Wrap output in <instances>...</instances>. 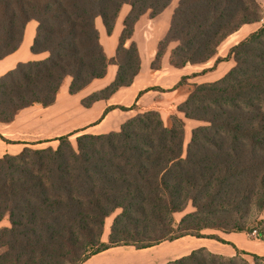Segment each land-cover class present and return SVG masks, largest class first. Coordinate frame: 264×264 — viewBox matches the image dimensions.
Returning <instances> with one entry per match:
<instances>
[{
	"label": "trees",
	"instance_id": "16d2710c",
	"mask_svg": "<svg viewBox=\"0 0 264 264\" xmlns=\"http://www.w3.org/2000/svg\"><path fill=\"white\" fill-rule=\"evenodd\" d=\"M171 1L0 0V60L20 46L29 21L37 24L30 52L46 54L0 76V123L28 107L51 106L66 78L68 94L79 93L111 64L113 80L81 105L130 86L140 68L131 41L135 23L146 14L154 18ZM123 5L129 9L108 58L95 19L110 35ZM263 13L260 0H178L151 69L161 67L171 43V67L206 64L228 36ZM230 58L233 65L220 79L196 84L182 76L174 86H188L177 112L201 123L184 154V120L173 113L165 124L148 109L115 132L78 129L52 139L54 146L34 147L51 140L40 141L1 156L0 222L8 226L0 227V264H81L112 247L145 249L185 236L228 244L234 254L199 247L166 264H264V256L218 235L255 232L264 241V219L251 221L264 209V25L215 63ZM189 204L192 211L175 222L173 215ZM114 213L104 240L105 220Z\"/></svg>",
	"mask_w": 264,
	"mask_h": 264
},
{
	"label": "crops",
	"instance_id": "0c3cea01",
	"mask_svg": "<svg viewBox=\"0 0 264 264\" xmlns=\"http://www.w3.org/2000/svg\"><path fill=\"white\" fill-rule=\"evenodd\" d=\"M171 3L154 18L143 21L145 16L143 15L135 23L131 41L137 46L140 56V68L130 86L122 87L112 94L109 99L99 100L86 108L81 105L80 101L108 85L115 76L116 66L113 64L109 65L106 75L102 79L92 81L75 95L68 94L70 79L66 78L59 89L55 102L51 106L45 108L38 105L31 106L19 111L11 123H0V135L6 140L0 139V157L4 154H16L22 148L31 146L32 143L46 140L51 141L47 143L42 142L37 145L56 142L52 139L78 129H84L81 133L90 134L115 132L119 130L121 124L127 119L148 109L156 110L159 113L171 111L172 114L175 113L178 117L183 118V115L177 112L176 107L185 100L187 93L179 87L174 88L180 78L182 76H190L187 82L196 84L213 82L220 79L232 67L233 61L230 58L215 63V58L227 56L232 46L230 39L244 30L242 32L244 36L234 42V45L245 38L250 32H253L254 30L252 31L251 28L254 25H258L261 22L264 24L263 18L259 22L243 25L221 43L222 45L229 40V45L223 47L221 50L219 49L220 45L216 57L203 65H187L180 69L171 67L168 64V54L174 46L171 43L162 59L161 67L159 69H151V62L156 53L157 43L165 35L169 26L170 16L174 9L171 7ZM125 6L127 5L122 6L110 35L106 34L101 20L99 18L95 19L99 42L108 58L114 55L117 46L118 37L122 30V20L129 9V7L128 9H124ZM140 23L146 24L144 37L138 32ZM36 26L35 21H29L25 26L20 46L16 51L0 60V76L13 69L19 62L40 60L46 57L44 53L32 54L30 52ZM149 87L154 88L147 90ZM120 106L128 109L120 110L118 108ZM76 107H81L80 112L83 113V116L81 115L80 118L71 114L70 110ZM109 107L113 108L108 110L102 117L105 109ZM183 120L187 119L183 118ZM5 226H8V222L6 219H3L0 222V227ZM219 236L234 246L240 243L242 247H245L244 250L251 251L252 249L253 252H256L254 254L264 255L263 241L258 243H254L253 241L248 242L240 233H227L220 234ZM185 238H189V244H192L186 252L182 249L184 248L182 247L183 245L178 246L181 240H186ZM219 245L226 246L227 244L207 238L185 236L145 249L137 250L132 246L112 247L89 257L81 264H166L199 247H205L211 252H215L219 248ZM213 247L215 248L213 249ZM227 252L220 254L225 255Z\"/></svg>",
	"mask_w": 264,
	"mask_h": 264
},
{
	"label": "rangeland",
	"instance_id": "374dc122",
	"mask_svg": "<svg viewBox=\"0 0 264 264\" xmlns=\"http://www.w3.org/2000/svg\"><path fill=\"white\" fill-rule=\"evenodd\" d=\"M177 2H178V0H172V3H171V7H173V8H175L176 7V5H177ZM260 2H261V4H262V7H263V9H264V0H260ZM124 9H128V6H125L124 7ZM264 18V13H263V16H262V18L261 19H263ZM148 19H151L150 17H149V15L148 14H146L145 16H144V20L143 21H146V20H148ZM145 25L146 24H139V29H138V32L139 33H141V35H143L142 37H144V32H145ZM262 25H264L262 22L260 23V24H258V25H254L253 26V28H251V30L253 31V30H255V29H257V28H259V27H261ZM244 31V30H243ZM243 31H241V32H239L238 34H236L235 36H233L231 39H230V44L233 46V43L234 42H236L238 39H240L241 37H243L244 36V34H242V32ZM229 45V40H228V42L226 41L225 43H223L221 46H220V50L223 48V47H227ZM187 82V81H186ZM179 88L180 89H182L184 92H187V90H188V86L186 85V84H182V85H180L179 86ZM80 108L81 107H76V108H73L72 110H70L71 111V114H72V116H77V118H80V116L82 115L83 116V113L82 112H80ZM160 114V116H161V118H162V120H163V122L165 123V124H167L168 122H169V116L172 114L171 113V111H169L168 113H163V112H161V113H159ZM182 117V116H181ZM183 119V118H182ZM185 122H184V140H183V154H184V152H185V148H186V145H187V143H188V141H189V138H190V132H191V130L194 128V127H196V126H198V125H200L201 123H199V122H197V121H188V120H184ZM75 137H76V135H72V136H70L69 137V140L71 141V142H74V139H75ZM47 145H52V146H54V145H56V142H52V143H48V144H41V145H36V146H34V147H37V148H42V147H45V146H47ZM190 211H192V207H191V205L189 204L181 213H175L174 215H173V218H174V220H175V222H177L179 219H180V217L182 216V215H184L185 213H188V212H190ZM115 214L116 213H114V214H112L109 218H107L106 220H105V228H104V235H103V238H104V240H105V238H106V235H107V233H108V230H109V226H110V224H111V222H112V219H113V217L115 216ZM256 218H258V219H264V209L260 212V214H258V215H252V218H251V221L253 220V219H256ZM217 233V232H216ZM219 233V232H218ZM217 233V234H218ZM218 235H220V234H218ZM240 235H242V237L246 240V241H248V242H254V243H258V242H262L261 240H259V239H257V237H256V234H255V232H250V233H248V232H241L240 233ZM186 240H181L179 243H178V246H181V245H183L182 247H186L187 248V250L189 249V247H190V245H192V244H189L190 242V240H189V238H185ZM213 241H215V240H213ZM264 242V241H263ZM163 243V242H162ZM244 243H246V242H244ZM196 245V244H195ZM219 248H217L216 249V251L214 252V253H218V254H220V253H225L226 251H228L225 255H227V256H229V255H233L234 254V249L230 246V245H223V246H221V245H219L218 246ZM237 249H239V250H242V251H245V252H248V253H256L255 251L253 252V250L251 249V251L250 250H244L245 249V247H242L241 245H240V243L237 245V246H235ZM213 248H215V247H213ZM186 250V251H187ZM185 251V252H186ZM225 251V252H224ZM261 256H264V255H261Z\"/></svg>",
	"mask_w": 264,
	"mask_h": 264
},
{
	"label": "bare ground",
	"instance_id": "6f19581e",
	"mask_svg": "<svg viewBox=\"0 0 264 264\" xmlns=\"http://www.w3.org/2000/svg\"><path fill=\"white\" fill-rule=\"evenodd\" d=\"M183 249V251H186L187 250V248L186 247H184V248H182ZM214 249V248H213Z\"/></svg>",
	"mask_w": 264,
	"mask_h": 264
}]
</instances>
